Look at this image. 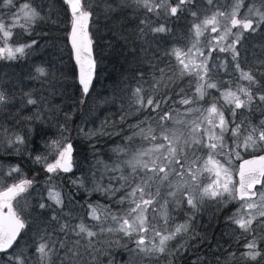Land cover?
Returning <instances> with one entry per match:
<instances>
[{"label": "snow or ice", "instance_id": "1", "mask_svg": "<svg viewBox=\"0 0 264 264\" xmlns=\"http://www.w3.org/2000/svg\"><path fill=\"white\" fill-rule=\"evenodd\" d=\"M0 264H264V0H0Z\"/></svg>", "mask_w": 264, "mask_h": 264}, {"label": "trees", "instance_id": "2", "mask_svg": "<svg viewBox=\"0 0 264 264\" xmlns=\"http://www.w3.org/2000/svg\"><path fill=\"white\" fill-rule=\"evenodd\" d=\"M121 70H122V65L119 61L111 57L106 59L101 67V71L99 73V80L96 83L97 91L104 96L110 95L113 90L114 82L119 79ZM5 71H10V70L5 69ZM118 108H119V104L115 105L111 110L113 114L112 115L113 119H118V116L115 115Z\"/></svg>", "mask_w": 264, "mask_h": 264}, {"label": "rangeland", "instance_id": "3", "mask_svg": "<svg viewBox=\"0 0 264 264\" xmlns=\"http://www.w3.org/2000/svg\"><path fill=\"white\" fill-rule=\"evenodd\" d=\"M62 56H63V63H64V66H65V69L66 71H71V69L73 68V62H72V59H70L69 57V52H68V48H63L62 49V53H60ZM50 55V52L48 51H42V52H37V53H34L32 55V57L30 58L32 61L34 62H38L41 58H48V56ZM23 63L24 61L21 60L20 61V64L21 66H23ZM16 72H19L20 69H15ZM21 87H24V90L27 91L28 88H38L39 85L37 84V82L35 81H28V80H25L24 83L21 85ZM101 203H103V200L100 201ZM208 222H209V217L206 216L202 221L201 223L207 227L208 225ZM221 223H222V218H221ZM220 227H221V224H217L216 225V235H217V238H219V233H220ZM223 242V241H222ZM227 246V245H225ZM116 259L117 261H119L121 259L119 253L116 254Z\"/></svg>", "mask_w": 264, "mask_h": 264}, {"label": "water", "instance_id": "4", "mask_svg": "<svg viewBox=\"0 0 264 264\" xmlns=\"http://www.w3.org/2000/svg\"><path fill=\"white\" fill-rule=\"evenodd\" d=\"M73 64H74V58H72Z\"/></svg>", "mask_w": 264, "mask_h": 264}, {"label": "flooded vegetation", "instance_id": "5", "mask_svg": "<svg viewBox=\"0 0 264 264\" xmlns=\"http://www.w3.org/2000/svg\"><path fill=\"white\" fill-rule=\"evenodd\" d=\"M248 158H251V157H248Z\"/></svg>", "mask_w": 264, "mask_h": 264}]
</instances>
